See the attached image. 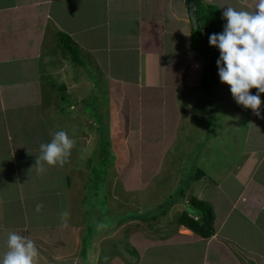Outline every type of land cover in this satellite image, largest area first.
<instances>
[{
	"label": "crops",
	"instance_id": "0c3cea01",
	"mask_svg": "<svg viewBox=\"0 0 264 264\" xmlns=\"http://www.w3.org/2000/svg\"><path fill=\"white\" fill-rule=\"evenodd\" d=\"M238 1L233 4L248 6L245 1ZM158 3V0H0V173L15 175L12 177L25 186L26 179L20 176L32 169L36 171L40 144L51 141V132L64 130L76 140L69 161L63 167L45 165V171L61 178L58 189L64 184L69 191L70 175L76 174L80 180L81 174L90 173L89 159L98 141V126L104 125V113L110 105H117L119 109L126 105H143L140 100L143 92L154 91L151 95L168 98V86L178 83L176 77L172 80L175 74L169 69L172 65H167L169 61L173 63L174 72L181 76L186 75V71L192 77L194 75V81L182 84L185 88L195 83L208 86L206 81L201 82L205 76L200 64L205 61H202L201 52L191 45V25L184 0H160V5ZM156 4L161 11L157 14ZM165 14L166 27L177 33V37H174L176 42L166 44L164 50L158 32L161 25H157L156 17L163 19ZM56 30L64 31L67 39L58 38L55 42ZM127 32V37H136L139 49L145 44L147 55L159 53L165 58L161 57L156 65H145L144 70L126 71L118 77L103 67L94 72L86 67L87 63L94 62L100 66L99 53L108 56L111 49L129 48L118 44ZM115 39H119L118 45L111 46L110 41ZM51 40L53 42L49 44ZM204 41L203 50L208 53L211 46ZM219 56L220 52L217 57L213 56L215 62ZM124 62L128 65L130 61ZM217 68L216 63L211 69L212 77L218 75ZM164 77L163 82L160 79ZM223 84L227 87L224 88L226 94L230 86L219 81V85ZM176 88H173L174 94ZM133 89L135 92H131ZM230 96L232 104H236L234 107L242 109L240 121L232 125L234 141L238 143L242 134L245 140L239 145L243 151L238 154V161L227 164L226 174L232 173V169L234 172L240 169V172L230 181L234 195L226 200L222 215L213 218L214 234L202 237L179 226L169 236L159 239L155 230L149 237L151 242L137 251L136 259L129 264H264V93L260 94V116L237 104L231 91ZM51 97H57V101L63 103L53 102ZM53 103L66 106L54 111L55 114L43 108V105ZM173 105H176L174 99ZM62 117L71 120L68 126L63 124ZM126 127L128 133V120ZM250 127L254 133L252 137L246 131ZM246 154L250 159L247 165L243 159ZM235 180L237 184L244 183L237 194ZM32 188H27L29 192L16 194L20 198L15 205L17 208H12L7 215H3L2 207L6 204L0 197V256L7 251L8 233L15 231L35 241L39 250L37 264H87L79 249L83 211L77 209L85 200L82 198L84 193L78 203L74 197L65 203L58 189L56 193L48 189L39 195ZM188 190L185 201L176 200L168 211L181 212L180 208L187 206L189 214L195 215L188 204L190 197L208 202L206 197L210 187L207 185L193 184ZM255 201L257 205L253 203ZM38 203L44 205L39 213L35 211ZM72 204L76 207L74 211ZM18 208L20 223L15 222ZM62 211L70 213L66 228L61 227Z\"/></svg>",
	"mask_w": 264,
	"mask_h": 264
},
{
	"label": "rangeland",
	"instance_id": "374dc122",
	"mask_svg": "<svg viewBox=\"0 0 264 264\" xmlns=\"http://www.w3.org/2000/svg\"><path fill=\"white\" fill-rule=\"evenodd\" d=\"M158 1L160 3V0ZM223 1L210 0L206 2V5L209 3L220 9L222 17L220 23L211 24L205 28L203 33L206 34H203L202 44H205L204 40L209 43L211 34L223 31L227 23L223 17V11L227 6H233L239 10L242 8L251 9L250 7L255 4V0H243L248 4L247 7H244L240 3L233 4L239 2L238 0ZM158 4H156V14L160 9ZM164 4L166 6L167 1ZM183 12L182 8V14ZM159 16L162 17V14ZM159 16L156 17V21H158V26L161 25L158 32L162 36L163 49L165 50L166 44L171 45L176 42L174 37H177V33L166 27L165 24H168L166 14L163 19ZM60 33L62 34L64 31H55L56 37L53 35L55 42L61 39ZM128 35L129 32L122 36L121 38L125 39L119 43L120 38L111 40L110 45L124 44L129 48L111 49L108 56L99 53L97 56L102 60V62L98 61L100 66L94 62L87 63L86 67L91 72L99 71L103 67L112 76L117 75L118 77L125 74L126 71L131 73L138 69L144 70V66L147 64L148 66L156 65L161 57H164L159 53L147 55L144 51L145 44L143 43L144 47L140 46L139 49L136 37H127ZM51 42L53 41H48L49 44ZM195 45L192 44L193 48ZM58 48L62 51L60 46ZM195 49L197 52H201L202 61H205L200 64V67H204L201 72H204L205 76L201 82L206 81L207 87L198 86L195 83L193 86H187L188 89L185 88L186 86L182 84L187 85L194 81L192 80L194 75L192 77L186 71V75L181 76L174 72L173 63L169 61L167 65H172L169 69L175 74L172 80L175 77L176 80L178 79L177 85L168 86L169 97L151 95V93L154 94V91L143 92L140 96L143 105H126L121 106L120 109L117 105H110V108L108 107L109 109L107 108L104 113V125L98 126V141L95 142L94 151L89 159L88 170L90 173L81 174L80 180L77 179L76 174L70 175L71 187L69 191L65 189L64 184L62 188L58 189L61 178L51 171L38 173L37 170L32 169L34 171L22 173L20 177L26 179L25 186L12 177L15 175L1 171L0 197L6 204L2 207L3 215H7L12 208H17L15 205L19 203L20 198L16 194L20 191L26 193L27 188L33 187V192H38L39 195H43L48 189L56 193L58 189L65 203H68L72 197L78 203L84 193L82 198L85 200L83 199L84 202L77 209L83 211L81 221L83 229L79 236L81 241L79 249L81 258L87 264H129L136 259L137 251L139 252L151 242L149 237H152L153 231L156 230L159 239L174 232L179 226L172 225L171 221L174 222L177 210L174 213L171 209L168 214L159 216L160 221L153 222L143 220L141 215L155 214L156 210L152 209L159 205L156 204L159 200L167 201L169 204L170 196L174 195L175 190H178V193L183 191L177 197V200L183 202L188 195V186L207 185L210 187L206 197L207 204L215 213L213 214L214 218L215 216L220 217L225 210V207H222L227 202L226 200L229 196L234 195L230 181L240 172V169L236 172L232 169V173L226 174L227 164L236 163L238 154L243 151L239 145L243 144L245 136L242 134L236 143L234 141L235 132L232 129L233 122L240 121L242 109L234 107L236 104H232L230 91L225 94L224 88L227 87L225 84L219 85V76L215 74V77H212L211 69L216 66L213 56L217 57L219 49L211 46L208 53L197 46ZM165 55L168 57L167 54ZM124 61L130 62L126 65ZM160 80L164 82L165 77ZM175 86L177 88L174 94ZM125 90L129 89L125 88ZM131 92H135V90L133 89ZM48 94L50 95V93ZM46 97L50 100L48 95ZM51 98H53V102L63 103L61 100L57 101V97ZM194 98L196 99L194 100ZM173 99L176 105H173ZM157 103L159 105H156ZM64 106L66 105L53 103V105H43V108H48L51 113H54ZM101 106L105 108V105ZM98 113L97 110L96 114L98 115ZM61 119L65 126H68V122L71 121L66 117ZM95 121H98L97 116H95ZM250 122L252 121L249 120ZM245 125L247 124L245 123ZM246 131L249 136L254 135L251 127ZM243 159L246 165L250 161L247 154ZM7 160L9 159L7 158ZM201 169L205 171V174H202L201 178H194L193 173H197ZM219 177L221 178L219 179ZM225 177L227 178L225 179ZM233 184L235 194H237L244 183L237 184L235 180ZM253 203L258 204L256 201ZM75 208L72 204L73 211ZM180 209L187 210L188 207ZM88 211L89 213H87ZM76 213L79 217L81 216L78 212ZM15 222H21L19 208ZM156 222L158 224H155ZM100 224H103L104 228H99ZM155 225L156 228H154ZM77 227L80 228L79 225Z\"/></svg>",
	"mask_w": 264,
	"mask_h": 264
},
{
	"label": "clouds",
	"instance_id": "9594fccd",
	"mask_svg": "<svg viewBox=\"0 0 264 264\" xmlns=\"http://www.w3.org/2000/svg\"><path fill=\"white\" fill-rule=\"evenodd\" d=\"M223 17L227 20L223 31L209 36L210 46L217 47L220 52L216 61L220 81L230 86L237 104L260 116V94L264 93V0H255L252 9L238 10L227 6ZM253 88L258 90L255 95L250 93ZM50 135V142L40 144V155L36 157L35 164L38 173L46 170L45 165L63 167L76 145V140L64 130ZM43 208L44 205L38 203L35 211L39 213ZM69 216L68 211L60 213L61 227H68ZM190 216L198 219L196 214ZM98 227L102 229L104 225ZM38 257L39 250L33 239L10 231L7 251L0 256V264H37Z\"/></svg>",
	"mask_w": 264,
	"mask_h": 264
},
{
	"label": "trees",
	"instance_id": "16d2710c",
	"mask_svg": "<svg viewBox=\"0 0 264 264\" xmlns=\"http://www.w3.org/2000/svg\"><path fill=\"white\" fill-rule=\"evenodd\" d=\"M184 3L191 25V45L193 43L196 44L194 46V50H196V46L197 48L199 47L203 49V44L201 43V40L204 39L203 34H205L203 33V31L205 30V28H207L208 25L218 24L221 22V10L209 3L208 5H206V2L203 0H184ZM204 5L208 6L207 9ZM60 35L62 36L61 38H64V40L67 39L66 34L60 33ZM250 93L252 95H255L256 89H251ZM202 174H205V171L201 169L197 173H193V176L194 178H201ZM177 193L178 190H175V193H173L174 195L170 196L171 202L169 204L167 203V201H163L159 205L155 206L152 209L156 210L155 214H147L145 216L141 215V218L143 220H150L152 222L160 221L159 216L166 215L169 212V208L177 200L179 194L183 193V191L181 190L178 194ZM188 204L190 205V208L196 212V214L198 215V219H193L187 210H183L181 212H177V215L174 217V222L171 221V224L186 227L193 231L195 234H198L202 237L212 236L214 234V213L207 202L193 196L190 197ZM87 213H89V211Z\"/></svg>",
	"mask_w": 264,
	"mask_h": 264
}]
</instances>
